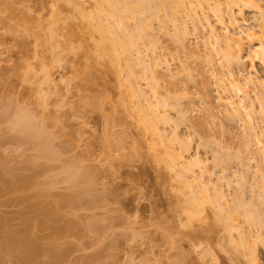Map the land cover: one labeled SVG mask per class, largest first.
I'll use <instances>...</instances> for the list:
<instances>
[{"label": "rangeland", "instance_id": "374dc122", "mask_svg": "<svg viewBox=\"0 0 264 264\" xmlns=\"http://www.w3.org/2000/svg\"><path fill=\"white\" fill-rule=\"evenodd\" d=\"M185 1V5L191 7L180 6L177 11L172 7L174 13L178 12L177 16L159 7L162 12L155 13L158 19L168 15L163 24L158 19L145 22L153 26L145 30L150 39L154 38V43L146 46L142 41L138 43V50L141 53L144 50V56L137 54V50L130 56L136 72L133 70L134 78L131 76L129 80L123 64L117 73L103 63L95 64L90 58L99 35L85 29V17L97 11V0H0V168L7 165L6 177L11 170L16 178L30 176L31 180L29 186L17 192H5V196L4 192L0 193V226L4 228L1 231L22 228L26 223L19 212L33 201L45 207L51 202L47 206L56 205L60 214L51 222L42 220V227L39 220L37 224L30 220L38 229L35 231L32 225L34 229H30L29 236L34 238L32 233L35 234L42 254L38 255V251L35 261L29 264H51L50 260L56 254L59 257V253L63 259L52 261L54 264H253L249 261L251 256L256 257V264H264V205L260 203H264V164L259 156L264 153V89L256 85L264 82V69L251 58L248 38H245L252 34L255 43L264 39L261 18L256 10L240 13L233 8L236 24L229 31L231 34L244 32L246 59L242 65L228 67L222 61L226 49L223 41L219 42V47H215V42L207 43L210 32L207 23L219 34L224 31L213 12L214 2L222 0H204L205 10L197 6V0ZM257 1L264 6V0ZM223 7L226 9L225 5ZM53 10L61 15L59 27L67 24L68 28L69 24L73 34L71 31L68 36L66 27H58L61 30L57 29L58 35L54 37L58 39L52 40L56 46L50 41L51 48L46 34L50 31ZM127 23L134 26L132 20ZM70 46L76 48L73 53L66 50ZM146 55V63H151V67L154 60L158 61L151 73L153 77L149 72L141 75L142 64L139 66L138 61ZM45 65L50 82L41 85V68ZM27 66L30 71L23 81ZM229 73L234 79H255V83L246 88L248 96L239 94L244 98L240 105L246 106L242 116L224 104L223 87L228 86ZM88 77L92 81L86 84ZM127 78L141 91L142 97L123 105L122 83ZM153 81L157 83L155 89L160 93V100L170 104L160 108L171 118L168 123H158L157 129L164 140L161 142L145 131L140 121L141 112L149 114L153 107L150 104L156 102L151 90ZM150 82L151 87L147 84ZM248 106L253 107V114H249ZM21 111L29 114L35 126L43 130L44 134L42 131L38 134L44 142L40 135L33 136L39 129L34 134L25 131L31 136L21 132L20 127H14L12 120ZM176 134L180 140L189 141H186L189 150L185 158L201 160L199 168L187 166L189 180L191 175L199 179L201 174L205 183L210 180L207 183L210 198L203 201L199 216L192 219L187 217L189 189L180 180L186 176L166 163L170 151L179 147L180 142L174 141ZM47 144L53 150L52 159L40 157ZM81 166L86 168H82L83 172L87 170L91 176L95 171L93 179H88L89 174L86 176L87 180H92L90 201L87 198L80 206L64 208L63 199L72 194L64 180L65 173H69L66 168L71 171ZM202 178L199 180L203 182ZM200 181H190L198 199L202 196ZM43 190L51 192V196ZM30 198L34 200L28 201ZM56 198L63 199L57 203ZM240 206L253 208L259 214L263 211L260 215L263 225L249 227ZM218 213L220 217L215 215ZM227 213L233 220H217L228 217ZM226 221L229 224L226 225ZM232 221L235 228L230 226ZM56 228L66 231L58 237ZM241 232L247 235H244L247 241L243 246L238 241ZM1 259L0 264H16L8 258Z\"/></svg>", "mask_w": 264, "mask_h": 264}, {"label": "bare ground", "instance_id": "6f19581e", "mask_svg": "<svg viewBox=\"0 0 264 264\" xmlns=\"http://www.w3.org/2000/svg\"><path fill=\"white\" fill-rule=\"evenodd\" d=\"M57 0H55V2H56ZM206 1V0H205ZM204 0H197V2L196 3H198L197 4V6L199 5L200 7H201V9L202 10H205V9H203V8H205V7H203V2H205ZM224 4H223V3ZM222 2H219V1H215L214 2V4H213V12L214 13H216L215 15H217V22L219 23V24H221L222 26H223V29H224V31H223V33L222 34H219V33H217L216 32V29H214V27H212L213 25H211L210 26V22L209 23H207V28L209 29L208 31H210L209 32V35L207 36L208 38H207V43L209 42V43H213L214 44V42H215V47H219V46H217V45H220L219 44V42H222V43H224L225 44V51L222 53L223 54V56H222V61H225V63H226V66L228 65V67L230 66H236V65H242L241 63H243L244 62V60L246 59V57L244 58V52H245V50H246V45H245V43H244V40H243V37H242V35H243V33L242 32H238V33H236V34H231L230 33V31H229V29L230 28H233V26H235V24H236V18L234 17V15H233V8H237V10L240 12V13H242V11H244V10H249V9H252V10H256L258 13H259V15H260V18H261V22H262V24H261V28L264 30V6H261L259 3H258V1L257 0H222ZM58 3V2H57ZM187 3H189L188 2V0H187ZM186 4V1L184 2V0H97V3H96V12L94 13L93 12V14H89L88 16H86L85 17V29L88 31H91V32H96V33H98V41H97V43H95L94 44V53H93V56H91L90 58H91V60L95 63V64H99V63H103L106 67H108V69H110V70H113V71H115V72H117V73H119V68H120V66L123 64L124 66H125V69H126V77H128L129 78V80H131L130 79V77L132 76L133 78H134V76H133V68H132V66H133V64L130 62V58L131 57H133L132 56V53L135 51V50H137L136 52H137V54H141V55H143V51H142V53H141V50L139 51L138 50V47L140 46V45H138V43H140V41H142V43H147V44H145V46L146 45H150L151 43L153 44L154 43V38H152V36H151V38L153 39H150V34L145 30L146 28H152L153 26H150L151 25V23H150V25H148L147 23L145 24V22L147 21H149L150 22V20L152 21V19L153 20H156V19H158V16H156V15H159L158 13H159V11L160 12H162V10L159 8V7H162V8H164V9H168V11L170 12V14L172 15V13H173V15H175V14H177L176 12L174 13V11L175 10H173L172 9V7L174 8V9H176V8H179L180 6L182 7V6H189V7H191L190 5H185ZM226 6V9H224V7L223 6ZM180 7V8H181ZM200 7H198V8H200ZM185 8V7H184ZM56 9V8H55ZM160 9V10H159ZM172 9V10H171ZM200 9V10H201ZM158 11V12H157ZM167 11V10H166ZM176 11H177V9H176ZM157 12V14L155 15V13ZM193 12V11H192ZM225 12H227V16H225L226 15V13ZM52 13H53V18H52V20H51V22H50V24H51V26H50V31H48L49 33L48 34H46L47 36H48V41L47 42H50V41H52L53 39H56V38H54L55 36H57L58 34L57 33H55L56 31H57V29H58V27H59V22H60V20H62L61 18H60V13L57 11V10H53L52 11ZM167 13V12H166ZM194 13V12H193ZM225 13V14H224ZM161 14V13H160ZM172 15V16H173ZM178 15V14H177ZM177 15H175V16H177ZM195 15V14H194ZM51 16V17H52ZM168 16V15H167ZM167 16H166V14H165V16H161L162 18H160V16H159V19L158 20H160V22H162V21H164L166 18H167ZM192 16V15H191ZM169 17H170V15H169ZM169 17H168V20H169ZM206 19L207 18H205V21H206ZM64 20V19H63ZM129 20H132V21H134V26H129L128 25V21ZM168 20H166V21H168ZM172 20H174V17L170 20V21H172ZM170 21H168V22H170ZM226 21H228L227 22V24H226ZM148 22V23H149ZM207 22H208V20H207ZM127 23V24H126ZM61 24V23H60ZM63 24H64V22H63ZM66 24V23H65ZM161 24H163V22L161 23ZM226 24V25H225ZM128 25V26H127ZM128 27V29H129V27H130V29L128 30L127 29V27ZM160 26V25H159ZM166 26V25H165ZM164 26V27H165ZM24 28L26 27V26H23ZM63 27V26H62ZM62 27H59V28H62ZM66 28H67V24H66V26H65ZM65 27H63V28H65ZM71 27V28H70ZM27 28H28V26H27ZM27 28H26V30H27ZM70 28V29H69ZM159 28H161L162 29V26L161 27H159ZM29 29V28H28ZM72 29V30H71ZM160 29V30H161ZM234 29V28H233ZM26 30H23L24 31V33H26ZM58 30H61V29H58ZM65 30V29H64ZM124 30V31H123ZM164 30V29H163ZM180 30V29H179ZM178 30V31H179ZM185 30V29H184ZM197 30V29H196ZM72 31V32H71ZM122 31V32H121ZM28 32V31H27ZM68 32V34H70V32L73 34V28H72V26L71 25H69L68 24V28H67V30H66V33ZM119 32H121L120 33V35L122 36H119ZM126 32V33H125ZM181 32V31H180ZM64 33V32H63ZM123 33V34H122ZM182 33H185V31L184 32H182ZM263 33H264V31H263ZM55 34H57V35H55ZM65 35V34H64ZM124 35V36H123ZM68 36H71V34L70 35H68ZM176 37V35H173V37ZM264 36V35H263ZM67 37V36H66ZM174 37V38H175ZM220 38V39H219ZM245 38H248V40H247V44H249V46H250V56H251V58L253 59V60H255L263 69H264V39L262 38L261 39V41H260V43H255V41H256V38L254 37V35H252V34H247V36L245 37ZM58 39V38H57ZM182 39H183V37H182ZM47 40V39H46ZM67 40V41H66ZM65 41H66V43L68 42V37H67V39H66ZM221 40V41H220ZM53 43H54V41H52ZM57 42H58V40H57ZM65 43V44H66ZM69 43H70V41H69ZM182 43V42H181ZM208 43V44H209ZM50 45V47L52 48V44H51V42L49 43ZM56 46V43H54L53 44V46ZM57 45H58V43H57ZM70 45V44H69ZM144 45V44H143ZM60 46H61V43H60ZM62 46H64V45H62ZM73 46V45H72ZM138 46V47H137ZM65 47V46H64ZM66 47H67V44H66ZM54 48V47H53ZM56 48V47H55ZM57 48H58V46H57ZM136 48V49H135ZM145 48V47H144ZM143 48V49H144ZM147 48V47H146ZM145 48V49H146ZM59 49V48H58ZM57 49V50H58ZM65 49V48H64ZM68 49V52L70 53V52H74V50L76 49V48H74V47H68V48H66V50ZM79 49V48H78ZM140 49H142V48H140ZM55 50V49H54ZM54 50H52L53 52H54ZM62 50V49H61ZM51 51V50H50ZM145 51H147V49L145 50ZM53 52H52V54H53ZM57 53L58 52H56V55H57ZM60 53H61V51H60ZM60 53H58V54H60ZM65 53H66V51H65ZM68 53V54H69ZM51 54V53H50ZM56 55H54V56H56ZM140 55V56H141ZM52 56V55H51ZM50 56V57H51ZM131 56V57H130ZM144 56V55H143ZM57 57V56H56ZM146 57H147V55L143 58H141L140 59V61H138V63H139V66H141V64H142V71L141 72H143V73H141V75L143 74V76L144 75H147L148 73L147 72H149L150 74H148V75H150V77H153V76H151V73H152V71H154L155 69L154 68H156V66L158 65V61H156V60H152L153 61V63H152V67H151V61L149 62L150 64H148V63H146L147 61V59H146ZM52 58H54V59H56L55 57H52ZM51 58V59H52ZM58 58H59V55H58ZM50 59V60H51ZM53 59V60H54ZM52 60V61H53ZM57 61H58V59H56ZM150 60V59H149ZM148 60V61H149ZM55 61V60H54ZM56 61V62H57ZM132 61V60H131ZM59 62H61V61H59ZM51 63V62H50ZM57 64H59L58 62H57ZM53 65V64H52ZM60 65V64H59ZM135 65V64H134ZM43 65H41V67H42ZM50 66H51V64H50ZM135 67V66H134ZM42 69V78H41V85L43 84H45V85H48V83L50 82L49 80V76H50V73H49V69H48V66H44L43 68H41ZM30 71V68L27 66L26 67V71L25 72H23V74H22V79H23V81H26V73L27 72H29ZM135 71V70H134ZM136 72V71H135ZM144 72H146L147 74H145ZM137 76V75H136ZM149 77V76H148ZM229 83H228V86L227 85H225V87H223V92L226 94V98L224 99V104H225V106L226 107H228L230 110H232L234 113H236V114H241L242 113V111L244 112V110L246 111V106H243V105H240V102L241 101H243V99L241 98V97H239V94L240 95H242L243 94V96L244 97H246L245 95H247V94H245V92L246 93H248L247 92V90H246V88L248 87V86H250V85H253L254 83H255V79H253V78H251V77H249V78H243V79H234L233 77H232V74L231 73H229ZM128 78L126 79V82H124V83H122V86L124 87V94H125V99L123 100V105H125V104H127V103H129V102H131V100H135V99H139L140 97H142V94H141V91L139 90H136L135 89V87L133 86V82H131V81H129L128 80ZM147 79H149V78H147ZM86 80V79H85ZM224 80V79H223ZM222 80V81H223ZM90 81H92V79L90 78V77H88V79L85 81L86 82V84H89L90 83ZM221 81V80H220ZM87 82H89V83H87ZM153 86H154V89L150 86L151 85V82L150 83H147L150 87H151V90H152V93H153V96H154V99H155V104L153 105L152 103L150 104L151 106H153L151 109V111H150V113L149 114H145V113H143V111L142 110H139V112H141V114H140V121H141V123H142V127H143V129L145 130V131H147V132H149V133H152L153 135H155V136H157L158 138H159V141L161 142V141H164L163 140V136L160 134V132H159V129H157V127L159 126V124L161 123H168V122H170V120H171V118H169L170 116L169 115H167V111L166 110H161L160 108L161 107H163V109L166 107V106H168V105H170V104H168L165 100H160V93L155 89V86H157V85H155V84H157L155 81H153ZM256 85H258L257 87H261L262 89H264V82L262 81H260V82H258V83H256ZM8 86V85H7ZM255 86V85H254ZM10 87V86H9ZM256 87V86H255ZM254 88V87H253ZM248 96V95H247ZM157 97H159V98H157ZM236 97H238L239 99L237 100L236 99ZM175 98V97H174ZM43 99H45V98H43ZM162 99V98H161ZM240 99H242V100H240ZM263 99V98H262ZM221 100H223V98H221ZM45 101V100H44ZM264 101V100H263ZM262 100H261V103L263 102ZM244 103V102H243ZM252 106V105H251ZM251 106H248V107H250V110L248 111L249 112V114L250 113H252L253 114V107L251 108ZM20 112V111H19ZM17 113L16 115H17V117H16V115H15V117L13 118V120H12V123L14 122V124L17 126V124H18V126L16 127V126H14L15 128H19L20 129V131L21 130H23L24 132L25 131H27V132H31V134H34L35 132H37V129H39L38 131L39 132H37L36 134H34L33 136H36L37 138H38V136H37V134L38 133H40L41 131H42V133H43V130H41L40 131V129L41 128H37V126H35V122H33L34 120H31L32 118L31 117H29V114H26V113H24V112H22L21 111V113ZM243 114V113H242ZM242 114H241V116H242ZM248 114V113H247ZM245 115V114H244ZM243 115V116H244ZM149 116V117H148ZM169 116V117H168ZM246 117V116H245ZM159 123V124H158ZM158 124V125H157ZM250 124V123H249ZM251 125V124H250ZM13 128V127H12ZM159 128V127H158ZM16 130V129H15ZM23 131H21V132H23ZM27 132H25V134L27 133ZM159 132V133H158ZM24 134V133H23ZM22 134V135H23ZM27 134H29V133H27ZM31 134H29V135H31ZM44 134V133H43ZM38 135H40V134H38ZM32 136V135H31ZM36 137H35V139H36ZM27 138H28V136H27ZM39 138H41V135L39 136ZM42 140H43V138H41ZM46 139V138H45ZM48 139V138H47ZM165 139V138H164ZM39 140V139H38ZM174 141H179L178 143H179V147H178V149L177 150H173V152H171L170 151V154H168V160H166V163H168V165H169V167H171L172 169H177L178 170V172L180 173V174H183L184 173V175L183 176H186V178H184V180L183 179H180L181 180V183H182V185L184 186V187H186L187 189H189L188 191H189V194H190V196H189V205H190V208H189V213H188V215H187V217H188V219H192V218H194V217H197V216H199V213H200V209H199V207H201L202 205H203V203H205L207 200H208V198H210L209 196V194H208V192H209V186L207 185V183L210 181H208L207 183H205L204 182V179L202 178V174L200 175L201 177L200 178H202L203 179V182L202 181H200L199 179H194V177L191 175V177H190V180H189V177H187V172L189 171L190 172V168H188V167H193V169H194V167H196L197 166V168H199L198 166H200L199 164L201 163L198 159L199 158H197V157H195V159L193 158H190L189 159V161H188V159H186L185 158V154L186 153H188V143H189V141H187V140H184V139H182V140H180V138H179V136L176 134V135H174ZM188 143H187V142ZM43 142H44V140H43ZM43 142H41L40 141V143H43ZM46 143H48V141H45ZM250 142V141H249ZM40 143H39V145H40ZM165 143V142H164ZM163 143V144H164ZM45 144V143H44ZM259 144V143H258ZM46 145H44V148H43V150L42 149H40L41 150V154H42V156H40L41 158L43 157V158H48V159H52L53 158V156H51V153L50 152H53V150L51 151V149L49 148V144H47V146L46 147H48L47 149H46V147H45ZM42 148V147H41ZM176 151V152H175ZM169 153V152H168ZM53 154V153H52ZM56 155V154H55ZM258 155V154H257ZM45 156V157H44ZM259 156H260V162H262V164H264V153L263 152H261L260 154H259ZM55 157H57V156H55ZM197 158V159H196ZM192 159V160H191ZM86 160V159H85ZM216 160V159H215ZM53 161H54V159H53ZM51 162V161H50ZM80 162V161H79ZM5 165H6V163H4ZM261 164V165H262ZM74 165H76L75 163H74ZM81 165H82V163H81ZM0 166H2V165H0ZM77 167H78V165H76ZM83 166V165H82ZM79 167V168H74V169H71V171L69 170V168H66V169H68V171H69V173H65V175L67 174V176H66V179H64L65 181H67L66 183H68L69 185V189H71V190H68V191H71V193L72 194H67V196L65 197V195H64V199H63V202L65 203L64 205V208L65 207H71V206H80L79 204H81L82 202H84L87 198L89 199L90 197V190H91V181L92 180H87L86 178L88 177V179H90V177H91V179H93L92 178V176H93V174L95 173V171H92L93 173H92V176H91V172L89 173V171H88V173H86V171L87 170H84L85 172H83V169L85 168H83V167ZM85 166V165H84ZM188 166V167H187ZM5 167H7V165L6 166H4V168ZM75 167V166H74ZM187 167V168H186ZM262 167V166H261ZM4 168H0V193L2 194L3 192V196H5V192H8V193H10V192H13V191H16L17 189L19 190L21 187L23 188V187H25V186H27L30 182H31V180H30V176L28 177V178H25V177H15L14 176V174H12V171L11 170H9L11 173H10V175H8L7 177H6V175L9 173V172H6V171H8V168H7V170H5ZM83 168V169H82ZM11 169V168H10ZM86 169V168H85ZM264 169V168H263ZM88 170H90L89 168H88ZM92 170H94V169H92ZM201 170V169H200ZM176 172V171H175ZM188 172V173H189ZM5 173H7V174H5ZM177 173V172H176ZM179 173H177V174H179ZM19 174H21L20 172H19ZM18 174V175H19ZM38 174V173H37ZM86 174V175H85ZM87 174H89L88 176H87ZM22 175V174H21ZM43 175V174H42ZM95 175V174H94ZM5 176V177H4ZM17 176V175H16ZM87 176V177H86ZM180 176V175H179ZM193 177V178H192ZM199 177V176H198ZM208 177V176H207ZM207 177H206V179H207ZM32 178H35V177H33L32 176ZM183 178V177H182ZM209 179H210V177H208ZM191 179H192V182L194 181V180H196V182H197V180L198 181H200L199 182V189H200V191L202 192V196L198 199L195 195H194V191H193V189H194V185H192L193 183H191L190 181H191ZM34 180V179H33ZM50 180V179H49ZM36 181V180H35ZM53 181H55V180H53ZM64 181V182H65ZM207 181V180H206ZM34 182V181H33ZM62 182H63V180H62ZM51 184V183H50ZM93 184V183H92ZM29 186V185H28ZM67 186V187H68ZM192 188V189H191ZM44 189V188H43ZM46 189V188H45ZM48 189V188H47ZM46 189V190H47ZM51 189V188H50ZM50 189H48V191H50ZM68 189V188H67ZM21 190H23V189H21ZM46 190H43V191H46ZM17 192V191H16ZM37 192V191H36ZM37 193H39V191L37 192ZM46 193H47V191H46ZM45 193V194H46ZM49 193V192H48ZM47 193V194H48ZM51 193V192H50ZM49 193V194H50ZM67 193V192H66ZM88 193H90V194H88ZM220 193V192H219ZM0 194V195H1ZM45 194H43V195H45ZM46 194V196H48ZM52 194V193H51ZM51 194H50V196H51ZM93 195H95L94 193H92ZM1 195V196H2ZM34 195H36V194H34ZM42 195V194H41ZM42 195V196H43ZM61 195V194H60ZM63 195V194H62ZM89 195V196H88ZM92 196V195H91ZM20 197V196H19ZM32 197H33V195H32ZM49 197V196H48ZM58 197V196H57ZM61 197V196H60ZM93 197V196H92ZM221 197V196H220ZM26 198H27V196H26ZM26 198H24L25 200H26ZM34 198V197H33ZM35 198H36V196H35ZM95 198H96V196H95ZM94 198V199H95ZM222 198V197H221ZM22 199H23V197H22ZM22 199H20V201L22 200ZM23 199V200H24ZM32 198H30V200H28V201H33L34 199H32ZM37 199V198H36ZM35 199V200H36ZM62 199H60V200H62ZM92 199V198H91ZM262 199H264L263 197H262ZM261 199V200H262ZM19 200V199H18ZM59 200V201H60ZM98 200V199H97ZM198 200H201V202H199V204H198ZM210 200H212V198L210 199ZM209 200V201H210ZM214 200V199H213ZM212 200V201H213ZM37 201V200H36ZM35 201V202H36ZM58 200H57V198H56V202H57ZM58 201V202H59ZM89 201H90V199H89ZM96 201V200H95ZM203 201H205V202H203ZM212 201H210V202H212ZM260 201V200H259ZM263 201V200H262ZM21 202H25V201H21ZM27 202V201H26ZM34 202V201H33ZM32 202V204H29V206L28 207H26V208H24L23 210H22V212H19V216H20V218L22 217V218H25V219H23V221H24V223H26V224H23V225H25V226H23L22 225V228H18V229H14V228H12L11 229V227L10 228H6L4 231H3V233H2V231H1V229L3 228H1V226H0V239H1V237H3V239H1L0 240V259L2 258H4V259H6V258H8V259H10V261L12 262H14V263H16V264H29L30 262H32V261H35V258H36V256H37V253H38V251L40 250L39 249V247L41 246H38L39 244H38V241H37V238H35V234H33L32 233V235H34V238L36 239H34L33 238V236H29V235H31V234H29V233H31V231H30V229L31 230H33L34 229V227L36 226V224H37V221L36 220H39V223H40V225H41V227L44 225V223L46 222V220H47V222H51V221H53L55 218H57V216L59 215L60 216V214H57L58 212H57V206L56 205H50V206H47V204L49 205V203L51 204V202H49V203H45L46 204V207L45 206H42V203H40V205H39V203L38 204H36V203H33ZM37 202H39V201H37ZM57 202V203H58ZM209 202V203H210ZM214 202V201H213ZM61 203V202H60ZM84 203H86V202H84ZM90 203V202H89ZM93 203V202H92ZM95 203V202H94ZM240 203H242V202H240ZM247 203V202H246ZM257 203H258V201H257ZM261 203V205H264V203L262 204V202H260ZM44 204V205H45ZM63 204V203H62ZM67 204V205H66ZM256 204V203H255ZM255 204H253V205H255ZM259 204V203H258ZM257 204V205H258ZM214 205V204H213ZM219 205V204H218ZM222 205V204H221ZM240 204H238V206H239ZM241 205H245V203L243 204H241ZM237 205H235V207H236ZM88 207V206H87ZM241 208L242 207H244V206H240ZM247 207V206H246ZM260 207H262V206H260ZM63 208V207H62ZM72 208V207H71ZM74 208V207H73ZM222 208H223V205H222ZM221 208V209H222ZM238 208V207H237ZM240 208V209H241ZM255 208V207H254ZM257 208H258V206H257ZM61 209V208H60ZM60 209H58V210H60ZM232 209L233 210H235L236 208H233L232 207ZM244 208H242V210L241 211H244V212H242L243 214H244V218H245V220L244 221H246L248 224H250V226L249 227H251V225H263V221H262V218L260 217V215H262V212L259 214L256 210H254L253 208H250L249 209V207H247L246 209H244ZM256 209V208H255ZM259 209V208H258ZM65 210V209H64ZM216 210H218V209H216ZM224 210V209H223ZM237 210H239V209H237ZM236 210V211H237ZM262 210H263V208H262ZM220 211V210H219ZM228 211V210H227ZM261 211V210H260ZM217 212V211H216ZM220 213V212H219ZM219 213L218 214H215V215H218L219 216ZM235 212H232V214H234ZM264 213V212H263ZM27 214H31V216L32 217H28L27 216ZM57 214V215H56ZM230 214V213H229ZM221 215V214H220ZM226 215H228V213L226 214ZM17 216V215H16ZM223 216V215H222ZM264 216V215H263ZM220 217V216H219ZM224 217V216H223ZM230 215H228V217H224V218H217V220L218 219H224V222H225V220H228V222H230L231 220H233L232 219V217H230ZM40 219H41V221H40ZM229 219H231L230 221H229ZM26 220V221H25ZM30 220H32V221H36V224H34L33 225V223L30 221ZM42 220H43V222H44V220H45V222L42 224L41 222H42ZM50 220V221H49ZM263 220H264V217H263ZM219 222H222V221H219ZM30 223H32V224H30ZM39 223H38V225H39ZM70 223V222H69ZM232 223H233V221H232ZM230 224V226H233L234 228H235V224L233 223V224ZM246 223V224H247ZM222 224V223H221ZM227 224H229V223H227V221H226V225ZM34 227H33V226ZM235 225V226H234ZM45 226H47V225H45ZM50 226V225H49ZM225 226V225H224ZM51 227V226H50ZM78 227V226H77ZM92 227V226H91ZM254 227V226H253ZM261 227V226H260ZM36 228V230L35 231H37V227H35ZM67 228H68V226H67ZM95 228V227H94ZM228 228V227H227ZM232 228V227H231ZM4 229V228H3ZM8 229H10V230H8ZM57 229V228H56ZM8 230V231H7ZM73 230H74V228H73ZM92 230V229H91ZM234 230V229H233ZM236 230H237V228H236ZM236 230H234V231H236ZM30 231V232H29ZM55 231V230H54ZM53 231V232H54ZM57 231V233L55 234V235H57L58 237H59V235H61V234H63L65 231H66V229H60V230H56ZM229 231V230H228ZM35 233V232H34ZM37 233V232H36ZM67 233V232H66ZM240 236H239V245L240 246H243V245H245L246 244V239H247V237H245L244 235H246L245 233H243L242 234V232H241V234H239ZM56 236V237H57ZM247 236V235H246ZM249 238H250V236H249ZM258 238V237H257ZM51 243V242H50ZM245 243V244H244ZM52 244V243H51ZM54 245V244H53ZM48 246V245H47ZM46 247V246H45ZM50 247V246H49ZM41 248V247H40ZM44 248V247H43ZM47 249V248H46ZM45 249V250H46ZM50 251V250H49ZM48 252V251H47ZM39 253H40V251H39ZM42 253H40V254H38V255H41ZM45 255H46V253H45ZM50 255V254H49ZM62 256V255H61ZM60 256V253H59V257H57V254H56V257H54V258H52V260H50L49 258V260L51 261V264L53 263L52 261H56V262H58L62 257ZM6 257V258H5ZM47 256H45V258H46ZM252 257V259L250 258L249 259V261H252L253 262V264H256L257 263V261H256V257L255 256H251ZM39 258V257H38ZM44 257H42V259H43ZM44 258V259H45ZM1 259V260H2ZM42 259H40V260H42ZM47 259V258H46ZM63 259V258H62ZM7 260V259H6ZM49 260H47V261H49ZM3 261H5V260H3ZM2 261V263H4ZM9 261V262H10ZM46 261V260H45ZM45 261H43V262H45ZM49 261V262H50ZM6 262V261H5ZM8 262V261H7ZM55 262V263H56ZM60 262V261H59ZM63 262V261H62ZM251 262V263H252ZM48 262H46V263H44V264H47ZM49 264V263H48ZM54 264V263H53Z\"/></svg>", "mask_w": 264, "mask_h": 264}]
</instances>
